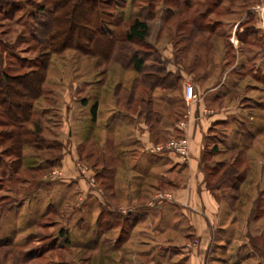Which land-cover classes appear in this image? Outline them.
Listing matches in <instances>:
<instances>
[{
  "label": "rangeland",
  "instance_id": "1",
  "mask_svg": "<svg viewBox=\"0 0 264 264\" xmlns=\"http://www.w3.org/2000/svg\"><path fill=\"white\" fill-rule=\"evenodd\" d=\"M100 1L105 22L116 32L118 58L125 68L114 56L108 57L103 39L87 37L93 30L90 25L76 31L65 28L74 39L68 41V48L49 56L44 93L34 100L32 119L25 125L29 144L24 146L21 164H15L14 153L0 144V264H179L191 251L182 245L193 231L191 224L168 203L175 198V184L185 182L187 171L170 172L164 166L146 181L135 179L130 157L118 155L111 134L92 129L86 118L93 96L101 94L103 108L115 106L120 87L124 89L117 93L122 100L117 107L134 114L137 121L119 132L132 133L138 122L143 137L156 147L185 140L187 147L176 153L186 160L192 156L186 130L191 108L209 88L217 87L209 94L211 99L202 98L212 112L209 123L216 116L220 119L204 136L199 163L221 203L226 226L225 252L219 253L226 259L214 264H264V83L260 79L264 67H257L264 58V40L239 41V32L253 22L247 19L248 5L240 0ZM18 3L21 10L13 20L0 16V60L12 77L40 67L41 51L33 39L30 14L35 3L51 8L47 0ZM251 11L264 36V0ZM136 16L149 25L144 41L125 39ZM194 17L214 32L197 31ZM93 33L98 36V31ZM135 52L145 62L141 74L133 70ZM165 67L170 78L164 83L174 80L176 85L151 91L142 81L145 72ZM136 76L140 80L127 105ZM188 85L195 89L194 99L186 97ZM86 97L89 103L81 104ZM149 99L160 115L158 122L143 114ZM127 140L128 153L136 154L131 150L138 144ZM48 159L58 161L50 164ZM229 176L234 180L239 176L237 188ZM106 197L113 203L111 215L100 204ZM147 202L156 205L150 216L144 213L135 229L129 227L131 220L126 222L120 233L125 214L117 208L144 207ZM193 237L188 248L196 249L200 240Z\"/></svg>",
  "mask_w": 264,
  "mask_h": 264
},
{
  "label": "trees",
  "instance_id": "2",
  "mask_svg": "<svg viewBox=\"0 0 264 264\" xmlns=\"http://www.w3.org/2000/svg\"><path fill=\"white\" fill-rule=\"evenodd\" d=\"M18 1L19 0H0V16L9 21L13 20L15 14L21 10V6H19ZM47 1L51 3V8H48L45 3H39V5L35 3L32 4L33 6H36L35 12L30 14L31 19L34 22V24L31 25V29L33 33L36 34L33 36V39L37 40L41 51L39 56L41 57L40 67L25 75L12 77L6 72L5 68H3L2 61L0 60V126L2 127L0 130V144L4 147L6 152L12 151L14 153L16 156L15 161H17L15 164H21L25 155L24 146L29 144L27 137H25V125L32 119L33 111L35 109L34 100L42 96L44 93V82L46 80V74L44 71L49 65L51 59L49 56L53 53H59L61 49H64V47L68 48V41L72 42L74 39L73 36H68L67 29H74L76 31L78 28H81V26L85 27V24L90 25L93 30H90V35L87 37L89 39H95L96 37L99 40L103 39L102 42L105 43L108 51V57L111 59L114 56L116 59L115 62L124 67V63L118 58L117 49L120 47L117 48L116 45L118 41L116 32L105 22L103 18L104 12L102 6L104 5V2H101L100 0ZM229 1L237 2L238 0ZM240 1H242L245 5H248V9L246 10L248 13L247 19H253V22L249 24L243 32H239V41L241 43L246 42L251 44L262 42L264 40V36L261 28L257 27L256 13L251 11L252 6L260 0H252V2H250V0ZM184 3H188V0H185ZM78 11L79 13L76 14ZM23 25L24 27L26 26L25 24ZM193 26L197 31L214 32L212 29L204 28V26L197 21L196 17L193 18ZM66 27L67 29L65 30ZM93 31H98V36H96ZM64 32L65 34L63 36ZM148 33L149 25L147 21L140 16H136L133 18L128 27L125 39L128 41H144L148 36ZM131 62L133 63V70L138 74L145 71V62L139 57L137 52L132 54ZM257 67H264V58L260 64L257 65ZM166 71L165 67L159 68L156 71L150 70L147 74L145 72L142 81H144L143 83H147L151 91H154L156 88L162 86L164 89H171L176 85V83L174 80H171V82L167 84L164 83L170 78V74ZM260 79L264 83V74ZM139 80L140 76H136L130 92V97L132 98L127 99V105H131V101H133V97L135 95V85ZM122 89L124 88L120 87L118 92ZM118 92L116 89V105H111L108 108H103L101 94L93 96V101L90 99L92 102H90L91 105L87 115L89 118H87V120L90 122V127L92 129L99 128L104 132L110 131L113 133L114 150L118 151V155L123 158H125L126 155L130 157L128 159L132 162L131 168H133L135 179L140 180L141 182L144 180L146 181L155 169L164 167V161H155V163L151 162L146 164L139 163L137 157L142 155L139 141L134 137L133 132L128 135L119 132V130L123 131L126 128L130 129L137 121L136 116L126 109L117 107L120 102H122L120 95L117 94ZM87 99V97L84 98L81 101V104L87 105L89 103ZM152 101V99L147 100V108L143 114H145L148 121H152L154 119L158 122L161 118L160 115H157L155 110H153ZM10 127L11 129H9ZM250 131L252 132V130ZM117 136H119V138H117ZM127 139L133 141L132 144H138V148L131 150L135 151L136 154L128 153V146L131 142L127 144ZM123 143L127 145H124ZM48 161L50 164H55L58 160L48 159ZM16 169H18L17 166ZM238 180L239 176L236 180H234L232 176H229L228 178V181L233 183V187L235 188L238 187ZM139 189L140 187L136 188L138 192H140ZM210 189L215 192L213 187H210ZM100 204L102 209L103 207L106 208L101 202ZM103 210L101 211L102 213ZM104 213L107 215V208ZM128 218L129 216H124L123 219L121 218L122 226L120 233L124 230L125 223L129 220ZM130 226L131 223L129 224V227ZM63 235L68 237L67 233H63Z\"/></svg>",
  "mask_w": 264,
  "mask_h": 264
},
{
  "label": "crops",
  "instance_id": "3",
  "mask_svg": "<svg viewBox=\"0 0 264 264\" xmlns=\"http://www.w3.org/2000/svg\"><path fill=\"white\" fill-rule=\"evenodd\" d=\"M257 27L262 28V24L257 23ZM219 84L217 86H219ZM215 89H217V87L209 88L199 97L200 101L192 107L193 109L191 108V121L188 129H186L191 140V159L186 160L184 157L180 156V154L171 152V149L168 148L158 150L156 147L157 144L155 143L152 144L150 142L149 144L148 140L143 137L141 132V126L143 127L141 123H137V127L134 128L133 131L134 137L140 143L142 155L137 157L140 164L155 163V161L163 160L164 166H169L170 172L187 171L185 182L181 181L182 183L175 184L173 189L175 198L173 201L168 202L173 204L171 208H173L175 212L181 213V216L191 224L190 226L193 230L187 236V241L182 244L187 250L191 249V251L188 252V255L184 258H180L183 261L181 260L180 263L178 262L179 264H214L216 259H226L225 256L220 255L225 252L222 248H226L224 247V239L222 236V232H224V227L226 226H223L221 203L208 187L205 173L199 168L204 136L207 135V131L211 128L212 123L220 119L217 118L219 116H216L212 118L209 123L208 120L212 112L206 109L205 104L202 102V98L204 97L205 100H209V94L215 91ZM214 98L218 97L214 96ZM86 118H89V116L86 115ZM179 129L181 128L179 127ZM148 132L149 135L146 133V136H149L150 140V129H148ZM107 133H110L113 137L112 132L109 131ZM101 203L107 208V215H111L113 212V203H111L107 197L106 199H102ZM155 206L154 202H147L144 207L137 205L132 207L121 205L117 210L122 214L124 213L125 216H129L128 221L131 220V227L135 229L139 226L142 215L145 213L146 216L148 215L149 217V214H151ZM190 236H194L193 238L196 237V239L200 240V246L198 248H188L194 242H192ZM219 248H221L220 251L218 250Z\"/></svg>",
  "mask_w": 264,
  "mask_h": 264
},
{
  "label": "built area",
  "instance_id": "4",
  "mask_svg": "<svg viewBox=\"0 0 264 264\" xmlns=\"http://www.w3.org/2000/svg\"><path fill=\"white\" fill-rule=\"evenodd\" d=\"M253 9L257 10L258 7L257 8L254 7ZM186 97H187V99H192V98L194 99L196 97L195 89L192 85H188V87L186 89ZM183 147H184V149L187 147L185 140H183L180 143L177 141H171L170 143H168L165 146L157 147V149L163 150L165 148H168V149H172L176 152V151H183Z\"/></svg>",
  "mask_w": 264,
  "mask_h": 264
}]
</instances>
